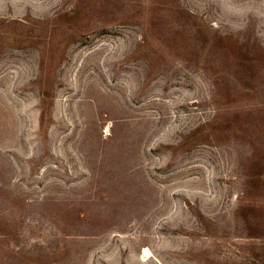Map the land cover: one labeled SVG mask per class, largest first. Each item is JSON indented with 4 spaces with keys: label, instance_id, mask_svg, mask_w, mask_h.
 <instances>
[{
    "label": "rangeland",
    "instance_id": "obj_1",
    "mask_svg": "<svg viewBox=\"0 0 264 264\" xmlns=\"http://www.w3.org/2000/svg\"><path fill=\"white\" fill-rule=\"evenodd\" d=\"M0 264H264V0H0Z\"/></svg>",
    "mask_w": 264,
    "mask_h": 264
},
{
    "label": "bare ground",
    "instance_id": "obj_2",
    "mask_svg": "<svg viewBox=\"0 0 264 264\" xmlns=\"http://www.w3.org/2000/svg\"><path fill=\"white\" fill-rule=\"evenodd\" d=\"M143 256H145L146 258L150 256V252L148 249H144Z\"/></svg>",
    "mask_w": 264,
    "mask_h": 264
}]
</instances>
